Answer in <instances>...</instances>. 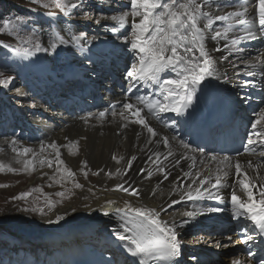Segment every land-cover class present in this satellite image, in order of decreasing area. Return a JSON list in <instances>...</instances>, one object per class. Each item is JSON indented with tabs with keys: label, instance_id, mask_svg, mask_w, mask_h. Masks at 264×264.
Returning a JSON list of instances; mask_svg holds the SVG:
<instances>
[{
	"label": "bare ground",
	"instance_id": "6f19581e",
	"mask_svg": "<svg viewBox=\"0 0 264 264\" xmlns=\"http://www.w3.org/2000/svg\"><path fill=\"white\" fill-rule=\"evenodd\" d=\"M71 1L79 2V0ZM92 2L94 4L97 2L96 9L106 14L102 15L97 10L95 11L92 16L94 20L103 18L100 24L94 22L92 27H86L85 31H89L85 36L79 35L78 32H82V29L78 27V22L74 20L70 22L71 20L62 18L54 28L50 23V18L43 15L41 23L44 25L41 24L40 27L45 34L49 50L47 55L40 57L43 68L22 74L10 90L11 92L0 90V157L19 166L23 163H18V160L32 159L35 156L33 173L27 171L24 176L31 181L34 178L33 174H38L44 179L43 183L48 186L49 193L60 189L66 190L70 184L73 185V178L83 174L81 168L84 161H87V168L84 171L99 172V180H96V183L91 182L92 184L75 200L54 212H47L45 216L25 214L27 217H22L20 221L13 224H3L4 221L10 220L0 217V224H3L0 227V241L6 246L0 256V264H134V258L126 249L127 242L120 241L114 231L123 223L116 210L123 208L125 202L133 207L155 208L160 212V218L169 222L170 225L173 220L179 225L188 219L181 215L185 211L203 207L227 208L226 214L207 213L192 220L186 226L177 228L182 251L181 255L176 258V264H231L233 259L241 260L242 264H261L264 250L258 246V241L248 229L252 224L249 221L237 220L231 212L232 187L223 188L219 193L223 197V203L216 200L195 202L185 200L168 207L171 201L180 199V193L173 192L172 182L180 178L187 180L184 172L195 173L202 170L215 172L216 163L207 161V157L213 154H202L194 148L183 149L178 139L149 117L146 110L142 114L147 117L149 125L158 132V136L154 138L151 145H146V140L149 138L146 129L138 124L124 121L119 116L122 107L115 110L117 113L115 117L112 116V112H108L105 118L95 117L96 112H94L87 122L84 118L89 115L78 112L69 114L66 110V105L82 100L79 93L87 95L92 90L99 91L107 100L116 103L131 102L124 98L118 89H115L112 95H108L101 83L102 79H106L104 67L105 65L110 66L111 57H120L124 65L129 67L127 70L118 69L121 74L131 71V62L126 58V54L133 52L131 44L126 43V40L132 39L131 17L129 16V26L125 27H119L115 21L108 19L112 15H120L122 11L127 10L129 0L128 2L127 0L88 1L91 4ZM200 2L206 5L203 11L215 15L240 9L247 3V0H240L238 3L236 0H200ZM249 11L251 12L252 9L250 8ZM202 25L203 21H201ZM114 26L117 28L115 32L112 31ZM224 26L223 23H216L213 30L206 32V36L211 37L215 30L223 31ZM242 31L243 29L240 28L230 33L229 41L211 40L210 38L206 40V48L217 60L218 69L213 77L206 80H212L220 85L230 98L234 97V93L239 90L241 84H245L242 79L245 69L251 72H261L259 66L255 68L249 66L259 65V61L264 60V48L259 45L254 49L257 41L262 38L246 40L238 46L231 44V36ZM57 33L60 36L65 34L69 38L81 37L79 44L71 43L72 50H75L73 53L68 52L66 44L58 43ZM52 43H57L58 47L52 49ZM237 47L243 51L238 52ZM213 48L219 51H212ZM229 51L232 55L222 63L220 57L228 55ZM137 60L136 55L135 64ZM209 105L210 102L201 108L207 109ZM261 111H264V106ZM125 123H128L127 128L123 127ZM165 136L169 138L170 147L174 153L172 157L164 161L171 173L168 180L163 179L152 162L155 159L152 155L154 151H159L163 155L167 154L168 148L158 142ZM12 140L17 141L15 145L17 151L23 147L31 148L33 151L25 157H18L12 151ZM52 143L60 146V159H63L65 163L59 167L64 169L63 171L57 170L55 150L48 147ZM41 146H44L43 152ZM257 147L263 153L236 157L245 166L248 161L253 164L252 169L246 170L257 185V188H253L254 194L257 193L259 186L264 184V148L260 144H257ZM113 156L117 159H113ZM131 156L137 157L133 161L132 170L127 176L116 175L117 169H125ZM121 157L123 159H120ZM192 157H195L194 166ZM177 158L180 164L173 167L171 161ZM41 159L53 160V167L49 168L46 164L41 166L39 163ZM141 168L152 172V176L149 178L147 172L143 177L138 175V170ZM68 169L74 173V176L67 175L66 170ZM108 173L112 175L109 176ZM110 177H117L116 182L113 180L109 182ZM124 181H130L133 186L139 188L140 195L133 197L113 190L115 185L124 183ZM227 183L234 185L232 176L228 178ZM234 186L237 195L242 200H246V193L238 184ZM255 198L259 199L258 195ZM109 200L115 203L109 204ZM56 215H65V220L59 224L47 223L50 218L55 220ZM244 224L248 226L247 229L244 228ZM208 226L212 229L214 236L207 238V236L198 235L197 238L194 237L193 245L187 247L183 244L187 238L185 231L200 230L204 233L209 229ZM239 232L251 237L248 240L249 246L241 242L246 236L239 237L237 234ZM207 240L216 241L214 246L220 249L221 245L232 248L234 257L230 260H222L217 253L211 252L209 256L204 250L195 247L200 243L205 244ZM200 251L205 253L201 254ZM215 255L219 259H216Z\"/></svg>",
	"mask_w": 264,
	"mask_h": 264
},
{
	"label": "snow or ice",
	"instance_id": "6c2138e0",
	"mask_svg": "<svg viewBox=\"0 0 264 264\" xmlns=\"http://www.w3.org/2000/svg\"><path fill=\"white\" fill-rule=\"evenodd\" d=\"M236 2L238 3L240 0H236ZM205 6L200 0H129V8L127 10L122 11L120 15H112L108 18L115 21L117 26L125 27L129 26V16L131 17L132 39L130 41L126 40V43L131 44V48L138 56V60L136 64L131 66V71H128V77L134 82L138 80L156 82L165 93L164 102L150 100L146 103L144 97L137 96L138 103H123L122 110L119 112V116L124 121L138 124L147 130L149 138L146 140V145H151L154 142L158 132L149 125L147 117L142 114L145 108L154 118H158V112L167 111L183 115L192 105L197 87L207 78L213 77L217 73V60L213 58L210 51L206 48L207 39L229 41V34L240 28L243 29L242 32L231 36L230 42L233 46H238L243 41L254 40L258 37L264 39V0H247V3L242 8L226 12L225 14L213 15L210 12H205L202 10ZM43 7L46 9L57 7L61 13L68 16L79 5L76 2H71V0H55L53 4L44 3ZM232 7L234 8L235 5L233 4ZM250 8L252 9L251 12L249 11ZM102 18L96 19L95 23L100 24ZM201 21H203L202 26ZM229 21L232 22L229 23ZM218 22L225 25L223 31L215 30L214 35L207 37L206 32L213 30L214 25ZM116 30L117 28L114 26L112 31L115 32ZM5 31L9 33L14 31L8 21H5L3 26L0 27V32ZM56 35L59 44L69 43V40L64 39L59 33ZM81 35L84 34L82 33ZM17 39L20 40L21 44H32L35 50L31 51L25 48L22 53H19L23 56L30 57L35 52L48 51L38 41L33 42L30 36L25 39L18 35ZM80 39V36H72L71 43L79 44ZM56 47H58L57 43L51 44L52 49ZM212 51H219V49L213 48ZM237 51L242 52L243 49L237 47ZM231 55L232 52L229 51L228 55H222L220 59L227 61ZM257 66L261 68V72L264 74V60H260L259 65L252 64L249 67L255 68ZM166 71L176 72L177 78L161 79V74ZM243 74L248 76L255 75L253 72L248 71L247 68ZM11 80L12 77L2 79L0 80V85L7 86ZM253 84L254 80L245 82V86ZM141 105L144 107H141ZM106 115L103 111L99 113L100 118H105ZM116 115L117 113L113 111L112 116L115 117ZM91 118L92 114H89L84 119L87 122ZM123 127L127 128L128 123H125ZM250 127L252 133L247 138L245 153L252 152L256 144L264 146V111H259L255 115ZM158 142L168 148V152L163 155L159 151H154L152 155L155 159L152 162L156 165V171L163 176V179L168 180L171 173L164 161H167L174 153L167 136ZM11 143L13 145L12 151L18 157H25L33 151L28 147H23L20 151H17L15 147L17 141L12 140ZM178 143L185 150H190L191 148L190 144L183 140H178ZM48 147L55 150L57 170L63 171L64 169L59 167L65 163L63 159H60V146L52 143ZM41 151H44V146H41ZM162 155L163 160L161 159ZM113 159H117V157L113 156ZM120 159H123V157ZM136 159V156H131L125 169H117L116 175L127 176L132 170L133 161ZM34 160L35 156L32 159L18 160V163H23V169H15L0 162V172L6 170L15 173L21 170L34 169ZM192 160L194 166L195 157H192ZM207 161L216 163L215 172L213 173L211 170H202L195 173L192 171L184 172V177H187V180L180 178L172 182L174 184L173 192L180 193V199L171 201L168 207L185 200L193 202L216 200L223 203V197L219 193L223 188L232 187L230 196L232 214L237 220L249 221L254 226V230L258 229L260 233L264 234V184H261L257 193L254 194L253 188H257V185L246 170L253 168L252 162L248 161L245 166L239 159L228 155L222 157L212 155L207 157ZM39 163L41 166L46 164L47 167L52 168L54 161L41 159ZM171 163L173 167H177L180 164V160L177 158ZM86 168L87 161H84L81 171L85 177L88 175V172L84 171ZM66 171L69 177L74 176L70 169ZM146 172L150 178L152 172L145 168L139 169L137 174L143 177ZM95 174L99 175V172ZM108 175L111 176L112 173H108ZM230 176L234 180V185L238 184L246 193V200H242L237 195L234 185L227 183ZM126 184L128 185L127 187L125 186ZM0 187H6V185H0ZM75 187L82 188L83 185L76 183ZM113 190L127 193L133 197L140 195V189L133 186L130 181L115 185ZM29 195L30 193L25 192L18 197H13V199H25ZM57 195L63 196V192L57 193ZM256 195H258L259 199L255 198ZM108 203L112 204L115 201L109 200ZM47 205L50 209L53 207L50 199L47 201ZM31 210L39 211L42 216L47 215L43 208H33ZM224 210L222 207H203L193 211H185L181 215L188 219H185L179 225L173 220L170 225L169 222L160 218V212L155 208L133 207L130 203L125 202L123 208H117L116 210L123 223L114 231L120 241L127 242L126 249L130 256L134 258V264H165V262L176 264V258L181 255L182 251L177 228L186 226L199 216L207 213L223 212ZM164 211H167V209H164ZM105 215H108V213H105ZM64 220L65 215H56L55 220L50 218L47 223L59 224ZM249 239L251 237L246 236L241 242L247 244ZM229 240H231V237H229ZM231 264H242V261L233 259ZM261 264H264V258H261Z\"/></svg>",
	"mask_w": 264,
	"mask_h": 264
},
{
	"label": "rangeland",
	"instance_id": "374dc122",
	"mask_svg": "<svg viewBox=\"0 0 264 264\" xmlns=\"http://www.w3.org/2000/svg\"><path fill=\"white\" fill-rule=\"evenodd\" d=\"M88 1L89 0H79V2H76L79 7L77 9H74L70 15L65 16L63 13L60 12L59 8L57 7H49L47 9L43 7L44 3L53 4L55 3V0H0V27L3 26V23L5 21H8L14 29L12 33H9L7 31L0 32V80L5 79L7 77H12L11 82L7 86L0 85L1 91L9 90V92H11L10 90H12L16 81L20 78L22 74H25L28 71L33 72L32 70L35 69L40 70L41 68H43V62L40 57L47 55L49 52V50L38 51L30 57L23 56L19 53H22L25 48L31 51L35 50L32 44H21L20 40L17 39V36H22L25 39L30 36L32 37L33 42L38 41L42 45V47L48 49L45 34L42 30V27H40V25L42 24L41 21L43 15L48 16L50 18V23L54 28L57 27V22H59L62 18L69 21L71 20L70 22L74 20L75 22H78V27L82 29V32L77 31L79 35L83 33L85 36L88 34L87 31H89H85V28L92 27L95 22V18H92V16L98 9H96L98 5L97 2L96 4H94L93 2L91 4L88 3ZM98 13L102 15L106 14L100 11H98ZM62 35L61 36L64 39L69 40V43L66 44L69 49L68 52L73 53L75 50H72L71 38H69L65 34ZM222 63H224L223 60ZM42 72L44 73V71H41V73ZM234 89L237 90V88L235 87ZM0 162H2L3 164L5 163V165L15 169H23V164L18 166L14 163L7 162L1 157ZM14 165L15 167H13ZM33 171V169L28 170V172L30 173H33ZM26 172L27 171L22 170L15 173L8 172L6 170L0 172V185H6V187H0V217L6 220H10L4 221L3 224L16 223L20 221L19 219H21L22 217H27L25 214L28 215L32 213V216L41 215L39 214V211H32L31 209L33 208H43L46 213L54 212L57 209L66 206L67 204H69V202L75 200V198L79 194H82L89 185H91L94 181V183H96L99 180V175L95 174L97 172H95L94 170H90L88 171V177H85L84 174H79L78 176H75L73 178L74 184H70L66 188V190L60 189L58 191L49 193L48 186L43 183L44 179H42L38 174H33V180H27V177L24 176ZM112 180L116 182L117 177H110L109 182H111ZM76 183L83 185V187L76 188ZM25 192L30 193V195L25 199H13V197H18L21 193ZM60 192H63V196L57 195V193ZM49 199L52 201L53 205L51 209L47 205V201ZM3 224H0V227ZM185 235H187V238L185 239L186 241H184L183 244L187 247L193 245L192 243L194 237L197 238L198 235H204L207 236V238L214 236L213 232L209 230L205 231L204 233H202L200 230H187L185 231ZM214 244H216V241L207 240L205 244L200 243L195 247L204 250L209 256H211V252L217 253L219 258L222 260H230L234 257V251L232 248H226L224 245H221L220 249L219 247H216V245L214 246ZM5 248L6 246L3 244L2 241H0V256ZM200 252L201 254L205 253L203 251ZM218 256L215 255L216 259L218 258Z\"/></svg>",
	"mask_w": 264,
	"mask_h": 264
}]
</instances>
